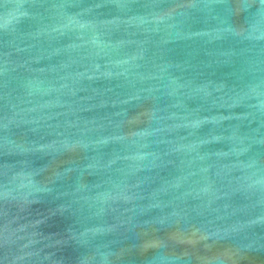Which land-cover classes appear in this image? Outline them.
Returning <instances> with one entry per match:
<instances>
[{
    "label": "water",
    "instance_id": "obj_1",
    "mask_svg": "<svg viewBox=\"0 0 264 264\" xmlns=\"http://www.w3.org/2000/svg\"><path fill=\"white\" fill-rule=\"evenodd\" d=\"M0 264H264V0H0Z\"/></svg>",
    "mask_w": 264,
    "mask_h": 264
}]
</instances>
